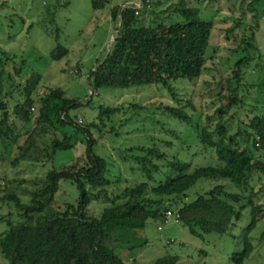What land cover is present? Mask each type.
Segmentation results:
<instances>
[{"label": "trees", "instance_id": "obj_1", "mask_svg": "<svg viewBox=\"0 0 264 264\" xmlns=\"http://www.w3.org/2000/svg\"><path fill=\"white\" fill-rule=\"evenodd\" d=\"M201 1L143 0L138 14L123 9L108 55L88 73L86 83L91 97L101 89L161 86L169 102L158 108L193 127L199 151L215 158V165L191 169L188 162L168 156L154 142L120 149L118 155L129 158L144 181L118 188L119 181L106 176L110 163L96 148L104 137L114 136L117 126L130 121L127 112L138 113L148 107L100 104L91 107L96 115L90 122L79 124L70 112L90 106L91 99L83 104L67 98L59 88H47L40 96L41 75H24L23 57L0 54V164L16 167L30 159L42 165L51 163L42 180H30L33 189L28 190L27 204L21 203L15 187L8 189L24 181L0 179L4 182L0 203L13 205L17 217L14 221L1 217L7 228L0 233V264H139L135 259L125 262L116 251L146 246L148 223H158L156 230L161 232L167 210L178 215V224L190 235L203 240L209 234H226L240 219L241 210L248 207L250 222L242 238L243 249L230 257L233 264H244L253 251L249 234L264 219V203H259L264 184L259 191L248 186L250 179L264 178V69L262 54L258 52L257 58L252 55L259 51L256 35L264 21V0L246 3L255 26L244 27L233 66L211 85L212 91L200 95L209 93L218 103L217 121L211 129L209 123L198 121L194 102L182 99L179 92L181 86L190 87L199 80L213 50V22L200 20L195 7ZM92 3L94 9L108 5L104 0ZM252 4L260 6L253 8ZM162 5L165 9L150 13L144 23L147 8L152 12ZM118 11V6L109 11L115 25ZM233 22L227 34L240 29L238 19ZM67 55V49L57 46L50 58L60 61ZM250 65L256 78L262 73L260 81L245 73ZM33 107H37L35 117L30 111ZM48 133L46 143L38 139ZM78 144L84 146L83 153L60 168L53 166L58 152H73ZM202 181L205 183L196 188ZM207 181L216 184L202 192L199 186L210 185ZM62 182L73 184L79 196L73 203L64 200L55 206L57 195L64 191ZM230 187L243 191L229 192ZM197 190L200 192L195 193ZM93 201L106 205L96 217L88 213ZM184 260L166 251L150 264H182Z\"/></svg>", "mask_w": 264, "mask_h": 264}, {"label": "rangeland", "instance_id": "obj_2", "mask_svg": "<svg viewBox=\"0 0 264 264\" xmlns=\"http://www.w3.org/2000/svg\"><path fill=\"white\" fill-rule=\"evenodd\" d=\"M107 6L104 9H94L92 0H0V54L23 57L25 60L24 75L36 72L41 75L38 86L39 95H44L47 88H59L69 99H77L85 104L91 99L90 106L70 112L82 122H90L95 117L91 107L98 105L113 106L138 103L147 106L138 113L127 112L126 118L130 121L116 127L113 137H104L96 148V152L102 155L108 163L109 180H118V188L131 186L144 181L140 171L129 160L118 155V151L137 145H149L156 143L170 157L188 162L191 169L196 166L215 165V158L209 153H201L194 139L193 127L185 125L182 121L174 119L158 108V105H166L169 102L166 91L159 85L130 87L127 89L110 88L101 89L92 97L86 80L88 73L101 62L106 55L108 45L117 32V25L111 23L110 8L127 5L132 7L136 0H104ZM251 0H202L195 7L199 10V18L202 21L213 22L212 49L206 59L201 77L192 86H181L180 95L184 100H192L197 107L198 121L208 125L210 129L216 123L215 110L218 103L209 94L200 95L204 91H212V84L222 74L233 66L238 57V39L244 27H254L253 15L247 11L246 3ZM259 4H252L253 8ZM162 5L150 11H145L144 23L149 19L150 13L159 14L165 9ZM125 8V7H124ZM259 8V7H258ZM262 14V13H261ZM260 14V16H261ZM264 17V16H263ZM233 19L241 23L231 34L227 30L234 25ZM119 23V22H118ZM258 50L252 55L257 58L262 54L261 65L264 69V21L260 22V29L256 35ZM57 46L67 49L68 55L60 61L50 58L51 51ZM1 57V55H0ZM250 76H254L252 65L245 70ZM261 72H264L261 70ZM253 77L254 80L262 79V73ZM24 80H22L23 82ZM186 82V81H184ZM150 105V107H149ZM33 117L37 107L31 110ZM211 121L207 122V118ZM84 120V121H83ZM79 123V122H78ZM79 123V124H81ZM33 124V123H32ZM34 127V125L30 126ZM23 138V136H21ZM43 143L49 139V133L39 137ZM166 142L170 143L166 145ZM113 148L115 150L113 151ZM84 152V146L78 144L73 152H58L53 166L60 168L67 164L71 158ZM120 154V153H119ZM2 163V162H0ZM51 163H34L31 159L20 161L16 167L0 164V179L4 176L8 180L24 181L22 185L17 183L8 186V189H17L16 193L21 203L27 204L29 200L28 190L31 187L30 180L43 179ZM253 177V176H252ZM163 180V179H162ZM202 184V192L216 184L215 181ZM199 182L196 185H200ZM4 184L0 180V185ZM264 178L250 179L248 186L254 191L261 190ZM15 187V188H14ZM1 188V187H0ZM63 192L57 195L55 206L61 205L62 201L73 203L79 196L73 184L62 182ZM2 189V188H1ZM195 189V188H194ZM229 192L241 193L243 188L230 187ZM248 192V189H246ZM200 192L199 190L195 193ZM259 197V203H264V192ZM195 194L190 198L193 199ZM61 198V199H60ZM106 205L100 201H93L88 207L91 216H98ZM8 216L14 221L15 210L13 205L0 203V233L6 230V223L1 217ZM250 222L249 209L241 210V217L224 235L209 234L203 240L190 235L187 229L174 222L163 225L162 231L156 230L158 223L149 222L145 236L148 244L140 249L131 251L117 250L116 254L125 262L137 260L139 264H150L155 259L165 255L166 251L171 254H179L184 262L182 264H233L230 257L243 249V235ZM264 219L259 221L250 232L249 239L253 247L250 256L244 264H264V237L262 236ZM174 241V244L167 245ZM186 261L188 263H186Z\"/></svg>", "mask_w": 264, "mask_h": 264}, {"label": "built area", "instance_id": "obj_3", "mask_svg": "<svg viewBox=\"0 0 264 264\" xmlns=\"http://www.w3.org/2000/svg\"><path fill=\"white\" fill-rule=\"evenodd\" d=\"M142 7H143V0H138V1H136L135 5H132V7H129V6L126 5L124 9H126V8L134 9L135 10V14H138V11L141 10ZM78 122L81 123V120L78 119ZM164 217H165L164 225L169 224L171 221L176 223V224H178V218L179 217L173 211L167 210L166 212H164Z\"/></svg>", "mask_w": 264, "mask_h": 264}, {"label": "water", "instance_id": "obj_4", "mask_svg": "<svg viewBox=\"0 0 264 264\" xmlns=\"http://www.w3.org/2000/svg\"><path fill=\"white\" fill-rule=\"evenodd\" d=\"M126 5H124V7H125ZM124 7L122 6V7H120L119 8V11H118V14H119V23H118V26H119V24H120V21H121V13H122V11H123V9H124ZM117 33V32H116ZM113 41H114V38L113 39H111V41H110V43H109V45H108V48H107V52H106V55H105V58L107 57V55H108V52H109V49H110V47H111V44L113 43ZM90 91V93H92V91L91 90H89Z\"/></svg>", "mask_w": 264, "mask_h": 264}, {"label": "crops", "instance_id": "obj_5", "mask_svg": "<svg viewBox=\"0 0 264 264\" xmlns=\"http://www.w3.org/2000/svg\"><path fill=\"white\" fill-rule=\"evenodd\" d=\"M136 1H138V0H136Z\"/></svg>", "mask_w": 264, "mask_h": 264}]
</instances>
